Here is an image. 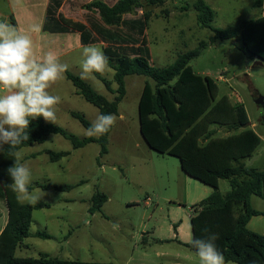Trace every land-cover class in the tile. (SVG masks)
I'll list each match as a JSON object with an SVG mask.
<instances>
[{"label":"rangeland","instance_id":"obj_1","mask_svg":"<svg viewBox=\"0 0 264 264\" xmlns=\"http://www.w3.org/2000/svg\"><path fill=\"white\" fill-rule=\"evenodd\" d=\"M91 1L72 0L65 12L72 18L83 19L87 10L85 6ZM102 1L113 4L116 0ZM204 1L214 11L211 25L218 29L264 15V8L253 7L254 0ZM193 2L164 0L161 6L147 7L143 1L142 11L151 12L147 40L149 58L154 67L169 66L180 54L194 50L200 41H208L213 36L209 29L198 26ZM241 47L240 38L216 40L189 65L195 73L207 74L216 80L218 97L226 95L233 101L237 94L247 110L253 130L262 139L253 156L245 160V165L262 170L264 62L257 64L258 61L250 58ZM98 76L112 82L113 71ZM219 77L224 81L217 80ZM144 80L148 78H126V94L118 104L117 122L108 134L105 155H99L97 143L72 149L71 143L60 135H52L44 143L20 150L21 162L26 163L32 172L33 182L29 187L46 183L74 187L68 192L31 190L46 194L38 204H47L48 208L32 213L30 232L46 233L49 239L34 236L25 239L15 251V257L37 258L40 253H46L59 259L82 262L198 264V257L187 246L191 238L192 206L207 198L213 189L185 175L176 157L151 150L142 139L137 105ZM84 81L108 100L113 99L114 95L97 77ZM64 82V93L70 94L71 90L73 93L72 84L65 79ZM110 87L115 89L116 84L111 83ZM259 99L262 104L257 103ZM68 106L69 110L82 114L90 124L99 114L94 106L77 95L72 96ZM121 115L123 119L119 118ZM61 116L57 126H62L78 139L88 137L79 121L69 114ZM223 132L219 135H224ZM43 150L69 151L70 154L57 162H50ZM36 153V157L31 158L30 155ZM229 190L228 181L220 179L218 192L225 195ZM96 192L105 195L106 201L99 211L91 213V197ZM2 202L0 228L6 221ZM251 206L261 210L264 201L253 196ZM249 228L257 234L264 233V219L253 218Z\"/></svg>","mask_w":264,"mask_h":264},{"label":"trees","instance_id":"obj_2","mask_svg":"<svg viewBox=\"0 0 264 264\" xmlns=\"http://www.w3.org/2000/svg\"><path fill=\"white\" fill-rule=\"evenodd\" d=\"M145 6L156 7L164 0H116L113 4L93 0L85 9L99 17L101 23L91 22L88 28L59 16L60 21L80 35L82 45L101 41L103 52L109 58L113 71L112 82L95 74L114 95L112 100L94 91L80 76L65 73L66 79L77 94L94 106L99 114L118 113V104L125 95L124 80L127 76H141L145 80L137 105L139 133L146 145L153 151L176 157L182 172L199 182L210 186L213 192L192 206L190 217L191 238H206L217 234L216 245L225 260L235 264H264V234L248 229L247 224L258 212L251 206V197L264 201V170L245 166L244 160L252 156L259 146L260 137L249 128V119L243 104L232 105L228 96L218 97L219 89L209 76H201L189 65L193 58L216 40L240 38L241 49L250 57L264 61V15L255 19H244L225 29L213 27L214 11L204 0H194L192 8L199 27L209 29L213 36L200 41L189 52L180 54L167 67L156 68L149 58L144 30L151 17ZM253 7L264 8V0H254ZM142 13L138 17H124ZM131 44L132 48H127ZM116 84L113 90L110 84ZM71 116L86 129L91 124L82 114L71 112ZM211 126L225 129L229 135L215 137ZM111 131V130H110ZM110 131L100 137L78 139L62 127L45 122L41 117L31 120L28 134L16 150L34 144L44 143L51 135H60L71 143L72 149H79L90 143L100 147L99 155L107 153V137ZM8 144L0 147V197L7 210V221L0 232V264H118L63 260L40 253L37 258L15 257V251L31 236L49 239L43 232L30 233L32 213L48 208L47 204H23L9 185L12 179L7 169L14 166L13 152ZM50 162L67 157L69 151H46ZM227 180L230 190L225 195L218 192L219 180ZM73 185L37 184L29 187L41 190L68 192ZM106 196L98 192L91 197L89 212L100 210ZM264 216V211L261 212ZM207 230V231H205ZM195 253V249L187 244Z\"/></svg>","mask_w":264,"mask_h":264},{"label":"clouds","instance_id":"obj_3","mask_svg":"<svg viewBox=\"0 0 264 264\" xmlns=\"http://www.w3.org/2000/svg\"><path fill=\"white\" fill-rule=\"evenodd\" d=\"M11 2L14 7L21 5V0ZM40 32L39 24L22 29L7 20H0V89L4 90L0 94V147L8 144L10 149L16 150L24 141H28L31 120L43 117L46 122L57 124V106L61 103V97L52 94L49 89L65 78L69 66L61 63L54 51L37 55L34 35ZM82 57V80H94V74L104 75L111 71L109 58L100 47L84 46ZM119 118L123 119V116ZM116 122L117 116L114 114H97L84 130V135L103 136ZM13 156L15 164L7 169L12 179L9 187L17 193L21 202L36 205L46 194L43 191H30L29 186L33 182L31 169L21 162V151H14ZM217 239V234H209L206 238L188 240L195 249L198 264H232L231 261L226 262L224 254L218 249Z\"/></svg>","mask_w":264,"mask_h":264},{"label":"crops","instance_id":"obj_4","mask_svg":"<svg viewBox=\"0 0 264 264\" xmlns=\"http://www.w3.org/2000/svg\"><path fill=\"white\" fill-rule=\"evenodd\" d=\"M71 1L72 0H21V5L14 7L11 0H0V20H7L8 22H10V23L18 26L19 28H22V29H27L32 24H39L41 27V32L39 34L34 35L37 55L43 56V54L49 50L54 51L58 55V57L60 58L61 63H65L69 66V70L67 72H70L72 74L80 76V72H81L80 62L83 59V57H82L83 47L89 46V45H95L97 47H100L101 50L103 51V48L105 45L101 41H98V42L92 43V44H88V45H82L81 41H80L79 33L76 31H72L71 29L67 28L60 21L59 16H62L65 19H69V20H72L75 22H80L88 28L91 27L92 21L94 23H101L97 14H95L91 11H88V10H86V14H85L83 19H77V18H72V17L68 16L65 12V9H67V6L71 3ZM136 12H137L136 14H133V15L128 14L124 17H128V18L138 17L142 13L141 11H136ZM150 19H151V17H150ZM150 19H149V21H150ZM149 21H148V23H149ZM147 29H148V24L144 30V35H145L146 39H147V31H148ZM127 45H129L127 48L133 47V46L131 47L130 43ZM148 45L149 44H148V40H147V47H148ZM253 59L256 60V58H253ZM162 68H164V67H162ZM198 75H201L203 77L208 76L207 74H203V73L198 74ZM127 77H129V76H127ZM126 78H125V80H126ZM64 79L66 81H68L66 79V77ZM64 79L62 81H58L56 84H54L52 86L51 89H49V91L52 94L59 95L61 97V103L57 106V109H58L57 110V117H58L57 124H54V125L59 124L58 122L61 120V117H62L61 115L69 114L70 117L73 118L71 116V112H76V111L69 110L68 105H69L73 95H77V96H79V95L77 94L75 88H74L73 93H72V90H71L70 94L68 92H67V94L64 93V91H65ZM125 80H124V83H125ZM217 80L224 81L221 77H219ZM214 81L216 83V80H214ZM144 82H145V80H144ZM112 89L114 90V88H112ZM3 91H4L3 89H0V94H2ZM125 94H126V89H125ZM229 100H230L232 105L242 104V102L239 100V97H237V94H236L233 101H231L230 98H229ZM245 110H246V108H245ZM246 113H247V110H246ZM247 116H248V114H247ZM41 118L43 119V117H41ZM47 123H50V122H47ZM60 127H62V126H60ZM249 128L252 130L254 128V126L250 122H249ZM210 129L215 132V135H214L215 137H225V136L230 134L225 129H222V128H219L216 126H211ZM221 132H223L224 135H219V133H221ZM260 139H261V137H260ZM29 147H31V146H29ZM21 149H24V148H21ZM46 151L47 150H43L42 153L47 155ZM42 153H40V154H42ZM253 154H252V156H253ZM36 155H37V153L31 154L30 156H31V158H33V157L35 158ZM245 160H244V164H245ZM262 170H264V169H262ZM1 201H2V199L0 197V203H1ZM256 211L258 212V215L252 217L251 220L249 221V223L247 224V227L249 230H250L249 225L252 222L253 218L261 217L262 219H264V216L261 215V212L264 211V208H262L261 210H256ZM4 213H6V221H7V210L5 208V205H4ZM2 214L3 213L0 211V216ZM6 221L4 222V225H5ZM4 225H2V227L0 228V232L3 229ZM30 229H31V227H30ZM253 232H256V231H253ZM261 234H264V233H261ZM23 243H24V241H23ZM17 249H19V248H17Z\"/></svg>","mask_w":264,"mask_h":264},{"label":"water","instance_id":"obj_5","mask_svg":"<svg viewBox=\"0 0 264 264\" xmlns=\"http://www.w3.org/2000/svg\"><path fill=\"white\" fill-rule=\"evenodd\" d=\"M254 58H256V57H254ZM256 60L258 61L257 64H261V62H264V61H260V60H258L257 58H256ZM257 103H258V104H262V101L259 99V100L257 101Z\"/></svg>","mask_w":264,"mask_h":264}]
</instances>
